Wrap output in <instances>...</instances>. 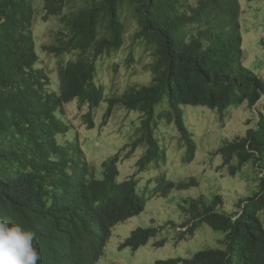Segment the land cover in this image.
Instances as JSON below:
<instances>
[{"label": "trees", "instance_id": "16d2710c", "mask_svg": "<svg viewBox=\"0 0 264 264\" xmlns=\"http://www.w3.org/2000/svg\"><path fill=\"white\" fill-rule=\"evenodd\" d=\"M42 6V23L60 18L54 42L44 43L43 52L55 58L73 56L59 61L58 91L50 88L51 74L38 66L34 0H0V34L8 32L11 38L10 54L0 65V217L36 232L38 264H97L113 228L146 208L148 197L138 174L156 159L167 160L157 137L161 123H176L186 146L183 161L191 163L197 144L183 106L223 112L247 102L250 109L258 108L264 100V76L243 63L240 0H43ZM131 17L136 25L133 43L151 54L152 76L148 84L107 98L102 124L122 105L136 112V137L126 155L120 150L98 169L88 159L81 134L66 119V105L86 107L84 124L96 127L95 111L110 88L96 82L98 63L125 47ZM137 60L132 53L127 62ZM257 111L246 122L256 121L246 134L225 141L215 154L222 155L221 167L230 175L253 162L258 192L241 198L233 211L223 210L221 194L187 200L183 224L168 223L180 229L178 241L205 224L225 236L218 247L160 263L264 264V111ZM141 145L146 152L136 163L137 172L121 180L120 163ZM155 180L151 197L199 185L194 176L177 182L165 172ZM161 229L138 227L120 248L138 250ZM166 243L161 238L155 245Z\"/></svg>", "mask_w": 264, "mask_h": 264}, {"label": "rangeland", "instance_id": "374dc122", "mask_svg": "<svg viewBox=\"0 0 264 264\" xmlns=\"http://www.w3.org/2000/svg\"><path fill=\"white\" fill-rule=\"evenodd\" d=\"M43 0H34L36 18L33 22V32L38 34L37 50L41 54L42 66L48 69L53 76L54 83L58 80V61L67 62L73 56H60L58 59L41 48L44 43H53L55 33L60 28V18H53L47 23H42ZM242 4V33L243 63L256 73L264 76V0H240ZM42 19V20H41ZM136 30L135 20L130 18L127 25V37L125 47L118 55L100 58L98 76L96 82L102 83L105 88V100H103L96 112V127L88 128L84 124L86 107H77V102L66 105V119L70 121L81 136L83 148L88 159L101 169L102 163L119 153L126 155L129 145L136 137L137 123H132L136 112L127 110L118 105L107 125H103L104 113L108 109V100L119 97L130 87H140L150 83L152 63L149 51L145 46H136L133 43V34ZM134 53L138 58L135 63H128L127 59ZM105 60V61H104ZM104 61L103 63H101ZM55 90H59V83ZM167 105V98L165 99ZM188 129L194 134L197 144V152L191 163H185L184 155L186 146L180 141V133L175 122H162L157 130V137L162 148H166L167 160H154L146 171L139 172L140 188L148 197L145 210L125 222L119 223L113 228L104 255L97 264H162L160 261L172 258H190L199 250L218 247L219 240L225 235L222 231L214 230L207 224L198 228L193 234L178 241L180 229L170 228L168 223L172 220L177 225H182L185 218L182 205L187 200L197 198L200 195L212 197L221 194L224 198L223 210L233 211L238 209L237 203L241 198L252 196L259 190V172L254 169L253 162L246 164L236 175H230L228 169L222 168L223 157L215 152L227 140L244 136L252 117L258 115L257 110L264 111V100L258 108L250 109L247 102L232 106L223 112L206 106H183ZM229 114V115H227ZM222 115H227L222 120ZM146 152V146L141 145L137 151L121 162L120 179L137 172V161ZM257 167V166H256ZM165 172L167 176L177 182L188 180L194 176L199 185L190 189H174L167 197H151L156 185L155 178ZM264 223V211L260 213ZM155 225L162 227L159 236L152 238L146 245L134 250L131 247L120 248L122 242L138 227ZM167 239L165 246L158 247L155 243L161 239ZM183 264V263H179Z\"/></svg>", "mask_w": 264, "mask_h": 264}, {"label": "clouds", "instance_id": "9594fccd", "mask_svg": "<svg viewBox=\"0 0 264 264\" xmlns=\"http://www.w3.org/2000/svg\"><path fill=\"white\" fill-rule=\"evenodd\" d=\"M11 51V38L8 32L0 34V65H2L6 57ZM38 51V50H37ZM38 66L43 67L41 63V54ZM57 59L59 57H56ZM58 80L53 81L52 73L43 67L51 74L52 84L51 89L55 90L60 83V64L57 63ZM72 102L70 104H73ZM69 104V105H70ZM36 232L30 228H26L19 223L11 222L5 217H0V264H38L41 260V253L35 245Z\"/></svg>", "mask_w": 264, "mask_h": 264}]
</instances>
